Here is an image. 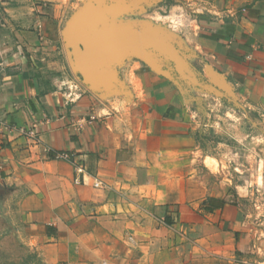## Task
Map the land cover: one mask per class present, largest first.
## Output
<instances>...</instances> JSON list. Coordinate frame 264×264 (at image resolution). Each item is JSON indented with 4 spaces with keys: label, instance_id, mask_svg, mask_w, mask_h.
Wrapping results in <instances>:
<instances>
[{
    "label": "crops",
    "instance_id": "0c3cea01",
    "mask_svg": "<svg viewBox=\"0 0 264 264\" xmlns=\"http://www.w3.org/2000/svg\"><path fill=\"white\" fill-rule=\"evenodd\" d=\"M66 1L0 0V169L17 211L36 223L26 230L44 262L62 263L47 252L63 220L84 211L134 219L107 230L131 241L117 264H264V177L234 188L194 178L191 120L167 76L128 71L132 90L108 79L101 93L71 98L61 77L77 55L61 36ZM180 2L198 13L210 82L264 120V0ZM108 64L101 70L113 74Z\"/></svg>",
    "mask_w": 264,
    "mask_h": 264
},
{
    "label": "rangeland",
    "instance_id": "374dc122",
    "mask_svg": "<svg viewBox=\"0 0 264 264\" xmlns=\"http://www.w3.org/2000/svg\"><path fill=\"white\" fill-rule=\"evenodd\" d=\"M116 2L66 1L61 10V36L77 50L75 64L68 65V73L61 76L72 84L71 98L101 93L108 79L107 88L125 85L132 90L125 83V73L154 70L168 77L188 111L198 151L191 158L201 169L194 172V178L213 183L216 176L233 188L258 183L264 177V120L240 106L230 90L210 82L209 66L200 51L198 13L186 10L180 0ZM104 64L114 73L109 69L104 73ZM258 188L261 194L263 187L259 184ZM14 200L0 169V264H46L41 255L44 249L33 243L26 230L36 223L29 222L26 212L17 211ZM81 212L63 220L59 246L49 249L48 256L63 254L59 264H117L119 244L126 241L107 230L114 225L134 227V219L126 224L118 218H87Z\"/></svg>",
    "mask_w": 264,
    "mask_h": 264
},
{
    "label": "built area",
    "instance_id": "2783aa9c",
    "mask_svg": "<svg viewBox=\"0 0 264 264\" xmlns=\"http://www.w3.org/2000/svg\"><path fill=\"white\" fill-rule=\"evenodd\" d=\"M61 158H64V159H69V158H71V156H68V155H66V154H63V155H61L60 156ZM94 187H96V188H104L103 187V185L102 184H100L99 182H96L95 184H94Z\"/></svg>",
    "mask_w": 264,
    "mask_h": 264
},
{
    "label": "trees",
    "instance_id": "16d2710c",
    "mask_svg": "<svg viewBox=\"0 0 264 264\" xmlns=\"http://www.w3.org/2000/svg\"><path fill=\"white\" fill-rule=\"evenodd\" d=\"M207 209V208H206ZM169 223V222H168Z\"/></svg>",
    "mask_w": 264,
    "mask_h": 264
}]
</instances>
